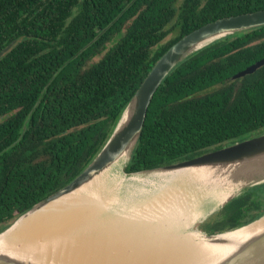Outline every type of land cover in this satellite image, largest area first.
Here are the masks:
<instances>
[{
    "label": "trees",
    "instance_id": "1",
    "mask_svg": "<svg viewBox=\"0 0 264 264\" xmlns=\"http://www.w3.org/2000/svg\"><path fill=\"white\" fill-rule=\"evenodd\" d=\"M260 9L264 0H0V232L92 161L173 43L208 22ZM262 57L264 25L215 39L177 63L152 97L124 171L264 132V65L226 81ZM218 213L207 233L261 216L264 182Z\"/></svg>",
    "mask_w": 264,
    "mask_h": 264
},
{
    "label": "bare ground",
    "instance_id": "2",
    "mask_svg": "<svg viewBox=\"0 0 264 264\" xmlns=\"http://www.w3.org/2000/svg\"><path fill=\"white\" fill-rule=\"evenodd\" d=\"M108 169L21 217L0 234V254L29 264H224L264 232V217L211 241L186 230L193 216L182 220L179 188L220 170L164 171L167 184L146 196V206L118 210L105 184Z\"/></svg>",
    "mask_w": 264,
    "mask_h": 264
},
{
    "label": "water",
    "instance_id": "3",
    "mask_svg": "<svg viewBox=\"0 0 264 264\" xmlns=\"http://www.w3.org/2000/svg\"><path fill=\"white\" fill-rule=\"evenodd\" d=\"M261 25H264V9L216 19L190 31L182 36L178 41L173 43L157 59L150 71L147 73L126 105L113 132L92 161L69 183L34 204L31 208L11 222L0 232V234L13 226L21 217L27 215L37 206L56 200L89 182L92 178H94V176L100 174L103 170L117 162V160H120L126 152V157L129 158L132 148L141 133L147 109L154 93L170 71L188 54L220 37ZM5 50L6 49H4V51ZM2 53L3 52H0V55ZM263 65L264 57L228 77L226 81H232L246 74H250ZM261 157H264V132L253 135L244 140L225 145L221 148L204 152L189 159L162 165L154 169L142 170L136 173L152 170L164 172L181 168L205 166L207 168L212 167L220 171H226L229 169L233 178L237 176L239 177L240 175H244L246 178L254 174L264 177V163H257V160ZM124 168L125 165L122 167L123 171ZM220 171H217L216 173H219ZM250 182L251 183H248L247 185L244 184V187H242L239 192L233 195L227 194V196L224 197L220 208H222L233 197L241 193L246 187L264 182V178L252 180ZM262 217H264V213L246 224L216 233H207L204 230L203 232L192 231L196 232L201 238L211 241L218 239L220 236H222L221 238H224L225 234L245 227L257 220H260ZM247 246V248H243L232 259L224 264H264V232L256 237L253 243ZM16 258L17 256L12 255V252H9L8 254H0V264H29L28 262H30Z\"/></svg>",
    "mask_w": 264,
    "mask_h": 264
},
{
    "label": "rangeland",
    "instance_id": "4",
    "mask_svg": "<svg viewBox=\"0 0 264 264\" xmlns=\"http://www.w3.org/2000/svg\"><path fill=\"white\" fill-rule=\"evenodd\" d=\"M173 34L174 32H170L164 41ZM257 41L255 40L251 44ZM127 159L128 157L112 164L105 173L107 175L106 187L110 190L109 194L114 197L112 206L118 207V210H122L124 207L130 209L139 207L141 204L143 207L146 206L147 201L150 200L146 196L160 191L167 184L169 178L164 172L158 170L127 174L122 170ZM232 178V173L228 169L214 174L213 177H206L200 182L187 180L190 183L179 188L182 192L178 197L185 214L182 220L187 216H193V221L187 227V231L203 232V227L212 223L219 216L217 211L227 194L233 195L239 192L244 184L247 185L252 180L264 177L254 174L246 178L244 175ZM198 238L200 239V236Z\"/></svg>",
    "mask_w": 264,
    "mask_h": 264
}]
</instances>
